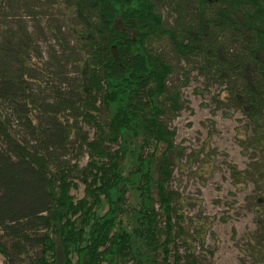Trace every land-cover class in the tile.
I'll return each mask as SVG.
<instances>
[{"label": "trees", "instance_id": "16d2710c", "mask_svg": "<svg viewBox=\"0 0 264 264\" xmlns=\"http://www.w3.org/2000/svg\"><path fill=\"white\" fill-rule=\"evenodd\" d=\"M193 71L242 111L264 174V0H0L3 264H202L170 187L184 165L169 122Z\"/></svg>", "mask_w": 264, "mask_h": 264}, {"label": "rangeland", "instance_id": "374dc122", "mask_svg": "<svg viewBox=\"0 0 264 264\" xmlns=\"http://www.w3.org/2000/svg\"><path fill=\"white\" fill-rule=\"evenodd\" d=\"M162 14L169 19L167 9ZM47 42L54 45L52 39ZM47 46L42 43L45 58ZM221 88L217 81L197 71L180 88L186 103L169 126L175 130L174 143L183 147L180 159L184 166L175 162L170 187L178 195V208L186 215L185 231L190 235L199 231L200 236L202 232V243L195 240L192 247L202 264H264V247H256L251 239L259 232L258 221L264 218L262 207L256 205L259 179L264 174L251 175L252 166L259 157L262 159V154L259 147L245 141L252 133L250 129L245 133L240 129L246 122L242 111L233 104L216 103ZM85 130L91 138L93 130L87 126ZM259 138L261 147L264 140ZM78 146L79 142L73 152ZM84 149L81 155L73 156L72 162L80 168L88 160ZM231 169L243 171L242 181L232 175ZM74 182L71 193L79 199L85 184L78 178ZM105 209L102 205L98 211ZM178 243L183 252L181 240Z\"/></svg>", "mask_w": 264, "mask_h": 264}]
</instances>
